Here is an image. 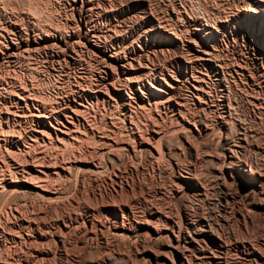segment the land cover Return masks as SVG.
Returning a JSON list of instances; mask_svg holds the SVG:
<instances>
[{
  "label": "bare ground",
  "instance_id": "obj_1",
  "mask_svg": "<svg viewBox=\"0 0 264 264\" xmlns=\"http://www.w3.org/2000/svg\"><path fill=\"white\" fill-rule=\"evenodd\" d=\"M14 1L0 0V201L23 207L0 212V264H264V56L249 51L264 3L206 36L190 20L197 45L146 29L150 0H61L46 25Z\"/></svg>",
  "mask_w": 264,
  "mask_h": 264
},
{
  "label": "rangeland",
  "instance_id": "obj_2",
  "mask_svg": "<svg viewBox=\"0 0 264 264\" xmlns=\"http://www.w3.org/2000/svg\"><path fill=\"white\" fill-rule=\"evenodd\" d=\"M26 1V0H19V2H17V0H15L13 3H17V5L15 6L16 7V9L18 10V12L19 11H29V10H33L32 8H35L37 11H35V9L33 10V11H31V13H37L38 11H41V12H38L39 13V15L41 16H36L34 13H33V15H34V17L35 18H39L38 20H40L39 22L40 23H42L41 25H43V23H44V25H46V24H48L49 23V20H50V22L51 23H53V22H55L54 21V17H57V15L55 14L57 11L55 10L56 8V5H57V3H60V1L61 0H47V2H46V0H35V2H34V0H32V1H26L25 3L26 4H24V2ZM36 1H38V2H36ZM45 3H43V2ZM48 1H49V3H48ZM54 1V2H53ZM56 1H58V2H56ZM152 1V2H151ZM159 1V2H158ZM161 0H157V3H156V1L154 0H150V6H151V8L153 9V18H151V20L154 22V23H150L149 21H147L146 22V29H150V30H154V28H155V30L156 29H158L159 28V26H160V30H161V32H163V33H167V31L168 30H170L171 31V33H170V31H168V33L173 37H175L177 40H180V41H185V42H188V40H189V42L190 41H192V40H190L189 39V37L188 36H186V31H188V30H191V28L189 27V21L190 20H195L196 21V24L198 25V28L201 30V33L203 34V35H208V32L207 31H209V29H210V27H211V25L213 26V25H215V27H216V25L218 24V23H224V24H229V25H233V24H238V18H237V11H239L243 6H245L246 4L248 5V4H250L251 2L250 1H243V0H205V2H204V0H201V3H200V1H197V0H184V1H186V2H184V1H182L181 0V10L180 11H178L180 14H178V12H177V16H176V12H171V8H172V6H171V2H169L168 0H162V2H160ZM189 1H190V3H189ZM194 1H195V3H194ZM203 1V2H202ZM207 1V2H206ZM212 3H210V2ZM214 1H216V4H215V2ZM230 1V2H229ZM234 1V2H233ZM27 2H28V4H29V6H28V4H27ZM33 2V3H32ZM164 2V3H163ZM166 2V3H165ZM220 2V3H219ZM223 2V3H222ZM227 2V3H226ZM232 2V3H231ZM260 2L261 3H264V0H260ZM26 6H24L23 4ZM152 3H153V5H152ZM159 3V4H158ZM198 3H200V4H198ZM205 3V4H204ZM220 4V6H221V8H220V6L218 5V4ZM222 3V4H221ZM239 3V4H238ZM37 4V5H36ZM44 6H43V5ZM156 4V5H155ZM186 4V5H185ZM196 4V5H195ZM202 4V5H201ZM211 4V5H210ZM215 4V5H214ZM233 4V5H232ZM245 4V5H244ZM31 5H33V6H35V7H33V6H31ZM40 5V6H39ZM46 5H49V6H46ZM55 5V6H54ZM158 5V6H157ZM160 5V6H159ZM165 7H164V6ZM185 5V6H184ZM198 5V7H196ZM204 5V6H203ZM206 5H207V7H206ZM213 5V6H212ZM218 7H217V6ZM246 5V6H247ZM19 6V7H18ZM22 6V7H21ZM153 6V7H152ZM168 6H169V8H168ZM189 6V7H188ZM193 6H194V8L196 9H193ZM202 6H203V8H202ZM222 6L225 8H222ZM231 6H233V8H230ZM236 6V7H235ZM238 6V7H237ZM29 7H31V8H29ZM43 7V8H42ZM52 7V8H51ZM164 8V9H162V8ZM171 7V8H170ZM186 7V8H185ZM189 8V10H188V8ZM206 7V8H205ZM213 7V9H211ZM229 8V10L230 11H228V8ZM19 8V9H18ZM25 8V9H24ZM28 8V9H27ZM40 8V9H39ZM124 8H126V7H124ZM157 8V9H156ZM184 8V9H183ZM191 8V9H190ZM197 8H199L200 10H198ZM202 8V9H201ZM220 9V11H218L219 9ZM238 8V9H237ZM43 9H46L45 11H43ZM50 9H52V10H50ZM127 9V8H126ZM156 9V10H155ZM162 9V10H161ZM185 9H187V10H185ZM209 9V10H208ZM216 9H218V10H216ZM235 9H237L236 11H235ZM55 10V11H54ZM162 11V13H161V11ZM163 10H166L165 12L163 11ZM183 10V11H182ZM185 10V11H184ZM190 10H191V12L192 13H190ZM193 10V11H192ZM205 10V11H204ZM212 10V11H211ZM222 10H225L224 12L222 11ZM43 11V12H42ZM48 11V12H47ZM50 11V12H49ZM52 11V12H51ZM157 13V14H155V12ZM177 11V10H176ZM181 11H182V13H181ZM195 11V13H193ZM200 11V12H199ZM203 11V12H202ZM206 11H208V12H206ZM216 11H217V13H216ZM235 11V12H234ZM46 13L45 15L46 16H48L47 15V13L49 14V16L53 13L54 14V16H53V14L49 17V18H45V17H43V16H45L44 14H42V13ZM55 12V13H54ZM166 12H167V14H166ZM185 12V13H184ZM197 12V13H196ZM205 12H206V15H205ZM211 12L213 13V14H211ZM229 12H231V13H229ZM51 13V14H50ZM165 13V14H164ZM169 13V14H168ZM186 13H188V14H186ZM190 13V14H189ZM198 13H200V14H198ZM202 13V14H201ZM207 13H209V15L207 14ZM214 13H215V15H214ZM220 13V14H219ZM155 14V15H154ZM163 14V15H162ZM192 14H194V15H192ZM195 14H197V15H195ZM218 14V15H217ZM223 14V15H222ZM232 14H233V16H232ZM56 15V16H55ZM161 15V16H160ZM174 15V16H173ZM181 16V18H180V16ZM187 15V16H186ZM200 15V16H199ZM212 15H214V17H216V20L214 19V17L212 16ZM225 15V16H224ZM229 15V16H228ZM163 16V17H162ZM198 16V17H197ZM208 18H207V17ZM218 16H220V17H218ZM222 16H224V17H222ZM43 17V18H42ZM159 17L161 18V19H159ZM167 17V18H166ZM172 17V18H171ZM176 17H178V18H176ZM185 17V18H184ZM191 19H190V18ZM194 17H196L195 19H194ZM200 17V18H199ZM204 17V18H203ZM211 17V18H210ZM221 17L223 18V19H221ZM52 18V19H51ZM54 18V19H53ZM155 18V19H154ZM162 18H165V19H162ZM174 18V19H173ZM220 18V19H219ZM44 19H45V21H44ZM46 19H49V20H46ZM169 19V20H168ZM175 19H176V22L174 23V21H175ZM178 19V20H177ZM186 19V20H185ZM206 19H207V23H206ZM211 19H212V21H211ZM218 19H219V21H218ZM226 19V20H225ZM56 20V19H55ZM161 20H163V21H161ZM165 20V21H164ZM208 20H210V21H208ZM222 20V21H221ZM159 21V22H158ZM166 21L168 22V23H166ZM171 21V22H170ZM173 21V22H172ZM180 21V22H179ZM182 21V22H181ZM201 21V22H200ZM161 22V23H160ZM163 22V23H162ZM186 22V23H185ZM212 22H214L213 24H212ZM50 23V24H51ZM158 23V24H157ZM166 23V24H165ZM183 23V24H182ZM203 23V24H202ZM159 24H161V25H159ZM164 24V25H163ZM167 24H168V26H167ZM171 24V25H170ZM177 24H180V25H177ZM206 26H205V25ZM154 25V26H153ZM175 25H177V26H175ZM201 25V26H200ZM158 26V27H157ZM170 26V27H169ZM174 26V27H173ZM178 26H179V28H178ZM184 26H185V28H184ZM166 27V28H165ZM169 27V28H168ZM192 27V26H191ZM162 28V29H161ZM171 28V29H170ZM174 28V29H173ZM189 28V29H188ZM167 29V30H166ZM177 29H179V30H177ZM134 30L135 29H131L130 31H129V33L131 34L132 32H134ZM149 30V31H150ZM176 30V31H175ZM203 30V31H202ZM178 31V32H177ZM219 31H221V34H223V40H231V39H233L234 41H236L238 44H240L241 45V42H244L245 41V39H244V36L242 35L241 36V33H238V34H235L234 32H232V34L230 35V33H228L225 29H223V28H220V30ZM174 32V33H173ZM183 32H186V33H183ZM128 33V34H129ZM175 33H177V34H175ZM173 34V35H172ZM183 36H181V35ZM178 35V38L176 37ZM180 35V36H179ZM128 36V35H127ZM187 37V38H186ZM232 37V38H231ZM193 41L195 42V44H196V42H197V45L198 44H200V42H198L197 40L195 41L194 39H193ZM192 41V42H193ZM251 49H254V51H252ZM249 51H250V53H252L253 52V54L255 55V56H264V49H261L260 48V46H258L256 43L254 44V46H253V48H251ZM171 51V52H170ZM169 51V54H167V61H166V63H161L162 65H168V68L170 69H173V70H175V68L177 67V65H178V63L177 62H175L176 60V57L178 56V54L177 53H175V51H173V50H170ZM260 52V53H259ZM172 53H173V56H171L172 55ZM187 53V52H186ZM186 53L184 52L183 54H185L186 55ZM257 53V54H256ZM216 55V54H215ZM215 55H212V59H214L215 57ZM234 55V54H233ZM232 55V56H233ZM237 55H235V56H233V57H236ZM244 56H246L245 54H244ZM170 58V59H169ZM174 59V60H173ZM170 62H169V61ZM161 64L159 63V65L161 66ZM41 65V67H39V69H40V71H38L39 72V77H42L41 79H44L43 81L45 82V83H41L40 82V87H41V85H42V87L41 88H43L44 89V86L47 88L48 86V89H52V88H50V87H53V79H54V77L53 76H50L48 73H46L47 71H46V69H44V65H42V64H39V66ZM173 65V66H172ZM43 67V68H42ZM164 67V66H163ZM197 67H198V69L199 70H201V71H207V72H209V68H208V66H206L204 63L201 65V64H199V65H197ZM204 67V68H203ZM20 68V67H19ZM21 68H24V67H21ZM204 69H206V70H204ZM42 70V71H41ZM65 71H67V70H65ZM41 73V74H40ZM43 74V75H42ZM61 74H64V73H61ZM44 76V77H43ZM48 76V77H47ZM49 76H50V78H49ZM53 77V78H52ZM47 79H50V84L48 85V82L46 83V81H47ZM47 85V86H46ZM51 85V86H50ZM10 199H8V200H5V202H4V200L3 201H0V212H4V210L6 211L7 210V208H8V205L10 204V202L13 200V199H11V201H9ZM17 201V202H16ZM7 202V203H6ZM21 201H19V200H16V199H14L13 200V203L11 202V204H16V205H18V208H20V206H21V208L23 207L22 205V202L20 203ZM2 203H4V204H2ZM6 204H8V205H6ZM2 205V206H1ZM3 208H5L4 210H3ZM131 238L133 239V236H131ZM84 254H86V253H84ZM92 255H90V256H88V253H87V255H86V257H91ZM112 262L113 263H117V264H123V263H121V262H119V261H117V260H112Z\"/></svg>",
  "mask_w": 264,
  "mask_h": 264
}]
</instances>
